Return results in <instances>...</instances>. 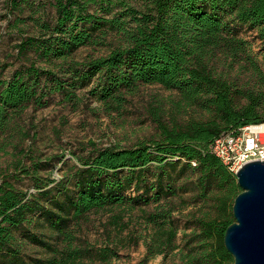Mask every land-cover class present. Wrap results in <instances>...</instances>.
<instances>
[{
    "label": "trees",
    "instance_id": "16d2710c",
    "mask_svg": "<svg viewBox=\"0 0 264 264\" xmlns=\"http://www.w3.org/2000/svg\"><path fill=\"white\" fill-rule=\"evenodd\" d=\"M145 3L146 8L138 10L127 0H55V17L37 19L39 33L17 44L20 54H32L36 60L9 79L0 78V141L15 129V119L27 107L43 108L55 93L72 101L78 89L92 83L90 94L108 109L120 110L127 95L142 85L159 84L207 118L190 119L183 127L161 124V139L151 144L107 147L78 156L79 164L60 179L39 176L50 168L51 159L34 162L22 173L30 175L35 192L4 176L0 264H81L91 255L109 260L114 253L87 248L75 225L93 212L160 202L176 192V182L188 172L198 174L203 193L222 191V216L200 227L206 239L213 232L219 238L210 259L218 264L232 260L224 236L235 218L227 209L242 189L213 153L212 144L223 133L264 121V0ZM241 29L255 34L262 62ZM112 33L122 44L108 55L83 62L71 59L82 47L104 45ZM236 63L255 78L252 87L229 78L227 72ZM160 217L151 214L155 223ZM168 233L171 242L176 235L173 225Z\"/></svg>",
    "mask_w": 264,
    "mask_h": 264
},
{
    "label": "rangeland",
    "instance_id": "374dc122",
    "mask_svg": "<svg viewBox=\"0 0 264 264\" xmlns=\"http://www.w3.org/2000/svg\"><path fill=\"white\" fill-rule=\"evenodd\" d=\"M21 1L0 0V78L4 80L36 60L32 54H20L17 44L39 33L37 19L52 20L56 14L55 0H30L18 7ZM127 1L138 10L146 8L145 0ZM240 31L251 44L254 57L262 62L255 34L245 29ZM120 44L119 35L112 33L104 45L82 47L71 59L83 62L105 56ZM227 74L239 86L252 87L256 81L239 63ZM93 84L78 89V98L72 101L55 93L45 107L31 105L15 119V129L0 141V179L11 176L18 180L15 181L18 187L35 192L30 175L22 173L24 167H31L34 162L51 159L50 168L42 170L39 176L43 180L60 179L79 164L78 156H88L107 147L151 144L161 139V124L183 127L190 119L207 118L197 107L182 104L176 91L159 84L142 85L134 94L127 95L128 102L120 110L108 109L90 94ZM197 179V173L188 172L176 182V192L160 202L93 212L82 219L74 231L87 248L97 253L109 249L114 255L109 260L91 255L81 264H188L191 261L218 264L210 255L218 248L219 238L213 232L206 239L200 225L222 216L219 200L223 193L214 188L203 193ZM233 204L232 201L228 213L233 214ZM152 213L161 215L158 223L152 221ZM171 225L176 235L169 242ZM220 264H234V259Z\"/></svg>",
    "mask_w": 264,
    "mask_h": 264
},
{
    "label": "water",
    "instance_id": "95a60500",
    "mask_svg": "<svg viewBox=\"0 0 264 264\" xmlns=\"http://www.w3.org/2000/svg\"><path fill=\"white\" fill-rule=\"evenodd\" d=\"M242 189L233 204V222L224 245L234 264H264V161L246 163L236 174Z\"/></svg>",
    "mask_w": 264,
    "mask_h": 264
},
{
    "label": "built area",
    "instance_id": "2783aa9c",
    "mask_svg": "<svg viewBox=\"0 0 264 264\" xmlns=\"http://www.w3.org/2000/svg\"><path fill=\"white\" fill-rule=\"evenodd\" d=\"M212 151L235 175L246 163L264 161V121L223 133L215 139Z\"/></svg>",
    "mask_w": 264,
    "mask_h": 264
}]
</instances>
